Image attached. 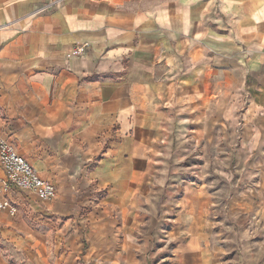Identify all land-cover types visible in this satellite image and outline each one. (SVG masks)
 <instances>
[{
    "label": "crops",
    "instance_id": "obj_1",
    "mask_svg": "<svg viewBox=\"0 0 264 264\" xmlns=\"http://www.w3.org/2000/svg\"><path fill=\"white\" fill-rule=\"evenodd\" d=\"M48 1L0 0V135L56 188L0 264H264V0Z\"/></svg>",
    "mask_w": 264,
    "mask_h": 264
},
{
    "label": "built area",
    "instance_id": "obj_2",
    "mask_svg": "<svg viewBox=\"0 0 264 264\" xmlns=\"http://www.w3.org/2000/svg\"><path fill=\"white\" fill-rule=\"evenodd\" d=\"M62 1L64 0H49L41 10L51 9ZM84 49L85 45H76L73 55L79 56ZM0 169L5 176V180H0V213L8 211L12 217L17 213V206L11 200L15 190L28 192L43 203L51 202L55 198V186L39 178L29 163L18 155L13 146L1 135Z\"/></svg>",
    "mask_w": 264,
    "mask_h": 264
},
{
    "label": "rangeland",
    "instance_id": "obj_3",
    "mask_svg": "<svg viewBox=\"0 0 264 264\" xmlns=\"http://www.w3.org/2000/svg\"><path fill=\"white\" fill-rule=\"evenodd\" d=\"M197 146V147H196ZM195 147L197 148V150H199V145H196ZM198 153V152H197ZM196 157V154L194 155Z\"/></svg>",
    "mask_w": 264,
    "mask_h": 264
}]
</instances>
